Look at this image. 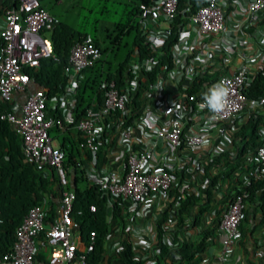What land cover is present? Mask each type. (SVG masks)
<instances>
[{
  "label": "built area",
  "instance_id": "built-area-1",
  "mask_svg": "<svg viewBox=\"0 0 264 264\" xmlns=\"http://www.w3.org/2000/svg\"><path fill=\"white\" fill-rule=\"evenodd\" d=\"M14 1V5L2 10L0 22V104H11L13 93L24 96L17 110L0 107V120L7 121L20 136L22 153L35 169L45 176L54 168L57 183L65 185L63 153L48 134L55 123L60 126V120L47 113L45 106L49 99L45 91L29 88L27 72L37 67L42 58L54 56L48 36L42 33V28L51 26L53 20L38 0ZM191 1L196 6L185 3L181 10L179 0L138 3V34L154 52L153 58L140 56L134 49L125 82L120 86L114 80L105 83L101 104L87 108L76 124L82 136L78 143L81 152L94 155L103 134L120 138L119 167L108 169L101 165V173L98 168L92 172V182H98L108 195L106 218L110 224L104 237L101 264H108V257L124 264L120 259L123 239L130 243L134 260L143 264H171L169 257L160 254L157 242L165 244L168 250L178 248L183 241L194 244L211 225L212 241L218 244V251L209 261L203 263L199 259L197 264H232L239 225L245 217L246 191L235 189L228 195L229 180L222 179L214 191L212 207L202 213L197 223L195 212L190 214L182 203L187 196L204 197L207 182L203 169L211 155L221 150L236 152L231 144L234 127L230 122L236 118L241 121L246 108L257 107V113L264 114V96L256 100L245 96L246 85L263 69L264 60L251 68L250 56L257 53L238 44L234 36L226 35L225 25L234 24V29L241 30L249 27L251 18L264 12V0ZM178 14L183 20H177ZM174 27L177 36L171 46L172 70L166 76L159 74L148 88L142 86L140 80L145 78V72H150ZM234 54L238 60L232 68L222 67L219 60H227ZM98 55V47L88 36L70 47L69 64L64 67L67 85L57 101L63 118L70 116L69 100L77 81L83 78V69L92 65ZM192 61L199 64L206 79L189 93L187 87L194 75H202L201 71H195ZM176 63L179 67L175 69ZM135 93L141 102L138 111L145 108L148 100L155 108L151 114L153 121L147 125L149 131L141 133L138 139L133 130L137 128L139 115L132 123H126ZM230 126L232 130L228 129ZM212 131L223 132L224 138L208 148L206 139ZM106 141L110 143V139ZM257 142L251 155L240 158L231 181L239 179L241 186H246L251 179H264L262 125ZM220 186H225V192ZM73 201V190L63 188L58 192L54 210L48 200L29 207L14 230L10 247L0 254V264H89L86 255L94 248L97 231L89 229L86 240L81 239L78 224L71 217ZM118 201L120 210L116 215L113 204ZM89 210L94 212L95 206L90 205ZM44 245L50 249L49 262L36 257Z\"/></svg>",
  "mask_w": 264,
  "mask_h": 264
},
{
  "label": "trees",
  "instance_id": "trees-1",
  "mask_svg": "<svg viewBox=\"0 0 264 264\" xmlns=\"http://www.w3.org/2000/svg\"><path fill=\"white\" fill-rule=\"evenodd\" d=\"M38 1L53 20L51 26L42 28V33L48 36L54 56L42 58L37 67L30 68L27 72L31 85L43 89L49 99V103L45 106L47 113L60 120V126L55 123L48 130V134L56 140V148L63 153L61 165L67 183L65 185L57 183L54 168H50V172L45 176L39 173L33 163L23 155L20 136L7 121L0 120V254L10 247L14 230L29 207L48 200L50 208L54 210L58 192L63 188H69L74 192L71 217L78 224L81 239L86 240L89 229L97 231L94 248L86 255L87 261L89 264H101L104 237L110 224L106 218L108 195L100 188L98 182L88 180L81 155L86 156L88 160H91L93 156V164L99 170L105 155L104 148L109 144L106 140L109 138L106 134L102 135L100 148L94 155L87 151L81 152L78 143L82 136L76 124L87 108L94 109L101 104L105 83L114 80L116 85L120 86L125 82L129 76L134 49L140 56L146 55L153 58L154 52L150 51L149 45L143 42L144 38L138 34L136 14L138 3L148 0H92L94 4L102 1V3L118 2L122 5V19L110 24L111 27L109 25L104 28L97 27L95 21L89 26H81L74 19L63 18L54 7L58 0ZM65 1L69 3L71 10L85 9L89 2V0ZM185 3L195 4V6L197 4L191 0H179L180 10ZM14 4V0H0V10ZM63 13L65 14L64 11ZM179 16L181 17V14L176 16L177 20H183L179 19ZM87 36L98 47L99 55L92 65L83 69V78L77 81L75 91L69 100L70 116L65 119L57 107L59 95L67 85L64 67L69 64L70 47ZM124 36H130V41L126 53L119 58L120 41ZM176 36L177 30L174 27L173 33L162 44V53L158 55L150 72H145V78L140 80L142 86L148 88V85L156 81L159 74L164 75L172 70L174 62L171 46ZM109 55L116 59L115 64L111 63ZM202 80L198 75H194L188 84L187 92L196 91ZM137 94H134L130 103L131 113L126 123H132V119L140 114L138 110L141 102ZM245 96L249 100L264 96V67L257 73L255 79L246 85ZM12 103L0 104V107L14 109ZM230 124L234 127V130L231 126L228 129L232 130L231 144L237 149L236 152L229 153L221 150L218 154L210 156L203 169V178L207 182L204 197L187 196L182 203V208H187L190 214L195 212L197 223L202 213L212 207L216 187L221 184L222 179H228V195L235 189H244L247 193L245 198L247 206L242 223H249L255 218L256 225L262 224L264 223V179H251L246 186H241L239 179L231 181V177L240 165V158L243 155H251L258 145L259 128L261 125L264 126V114L257 113V107L246 108L242 113V120L238 122L236 118ZM90 205L95 206L94 212L89 210ZM113 207L118 215L120 202H114ZM93 216H95L94 220ZM256 225L250 230L251 233ZM213 229L212 225L206 227L194 244L183 241L174 250H168V247L159 241L157 242L158 250L161 255L170 258L171 264H197L199 255L213 242L211 234ZM41 235L43 236V233ZM121 244L123 250L120 252V259L124 264H143L142 261L132 258L130 243L126 239H123ZM36 257L39 258L38 255Z\"/></svg>",
  "mask_w": 264,
  "mask_h": 264
},
{
  "label": "crops",
  "instance_id": "crops-1",
  "mask_svg": "<svg viewBox=\"0 0 264 264\" xmlns=\"http://www.w3.org/2000/svg\"><path fill=\"white\" fill-rule=\"evenodd\" d=\"M239 1L241 3H244L248 0H239ZM1 21H2V10H0V22ZM227 21L228 20L226 19V22ZM250 21H251L250 26L242 30L240 28L234 29L233 28L234 24L226 23L225 25L228 28L226 35L234 36L237 39L238 44H240L243 47H251V50L257 53V55L255 56H250L252 58L249 59V66L253 68L258 62L264 60V12L254 15ZM241 50H245V49L241 48ZM237 60L238 59H236V54H234L230 56L227 60L221 59L219 60V62L222 65V67L232 68V66L234 65V61L236 62ZM211 63L212 61L209 60L207 62L208 66H210ZM189 64H190V60L187 59L186 61L187 68L189 67ZM192 64L196 72L198 71L202 72L201 73L202 75L198 73V75L203 76L201 79L203 78L206 79L205 73L201 70L199 66H197L199 64L194 61H192ZM177 67H179L178 63H176L175 69ZM182 80L186 81V79H182ZM165 82L166 83L168 82L167 79L165 80ZM29 88L35 89V86H32L30 83ZM23 96L24 95L19 92L13 93L12 104L14 110L18 109V105L23 100ZM148 101L145 104V108H143V110L140 112L138 116V122H137L138 125H136L137 128L133 130V136L136 137L137 139L139 136L141 137V133H143L144 131H149L147 125L151 121H153L151 114H154L155 108L153 107V104L148 103ZM223 138H224L223 132L216 133L215 131H212L206 139L208 148L212 147V145L214 147L218 143V141H221ZM109 139H110V143L105 146L108 147L105 148L108 150L107 151L108 153H106V155L103 156L99 167L101 165L105 166V163L113 164L115 165V167H119L120 158L118 157L121 152V147L119 146L120 138L118 136H111ZM53 142L56 145V140L53 139ZM81 159L84 160V168L86 170L87 178L88 180H91L93 168H95L93 164V160L92 158L91 160H88L84 155H81ZM225 186H220V188L223 187V192H225L224 191ZM256 224H257V220L255 218H253L249 223L244 222L241 224V227L239 228V237L232 255V264H263L264 263V223L258 225ZM254 225L256 226L254 227L251 233L250 230ZM217 251H218V244L216 243V241H213L211 245L206 249V251L200 254L199 256L200 261L203 263L209 261L210 257L215 253H217ZM37 255L39 257L38 259L44 262H49L51 259L50 249L45 245L41 246L38 249ZM107 262L108 264H119V260L118 261L114 260L112 259V257H108Z\"/></svg>",
  "mask_w": 264,
  "mask_h": 264
},
{
  "label": "rangeland",
  "instance_id": "rangeland-1",
  "mask_svg": "<svg viewBox=\"0 0 264 264\" xmlns=\"http://www.w3.org/2000/svg\"><path fill=\"white\" fill-rule=\"evenodd\" d=\"M54 7L56 12H59L63 16V18L68 20L74 19L75 22L76 23L78 22L77 24H80L81 26H89L91 22L95 21L97 27L104 28L122 19L123 8L121 3L118 2L102 3L101 1L98 4H94L92 0H89L85 9L80 8V10H76V9L71 10L70 9L71 7H69L68 2H66L65 0H58V3ZM63 11L65 12V14L63 13ZM129 41H130V36H124L121 39L120 41L121 47L118 51L119 58L121 56H124V53H126ZM122 44H127V45L124 46ZM108 58L111 61V63L113 64L116 63V59L112 58L111 55H109ZM105 167L110 169V168H114L115 165L105 163Z\"/></svg>",
  "mask_w": 264,
  "mask_h": 264
}]
</instances>
